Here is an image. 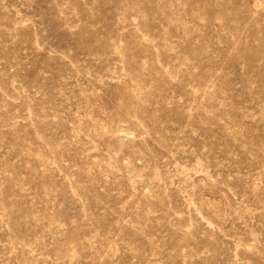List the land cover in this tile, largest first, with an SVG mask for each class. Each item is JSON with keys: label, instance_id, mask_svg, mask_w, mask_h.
Segmentation results:
<instances>
[{"label": "rangeland", "instance_id": "rangeland-1", "mask_svg": "<svg viewBox=\"0 0 264 264\" xmlns=\"http://www.w3.org/2000/svg\"><path fill=\"white\" fill-rule=\"evenodd\" d=\"M0 264H264V0H0Z\"/></svg>", "mask_w": 264, "mask_h": 264}]
</instances>
